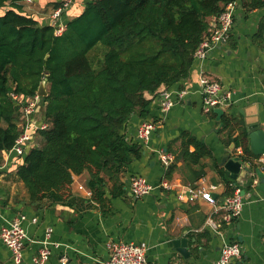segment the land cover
Returning a JSON list of instances; mask_svg holds the SVG:
<instances>
[{
	"label": "trees",
	"instance_id": "trees-1",
	"mask_svg": "<svg viewBox=\"0 0 264 264\" xmlns=\"http://www.w3.org/2000/svg\"><path fill=\"white\" fill-rule=\"evenodd\" d=\"M231 1L86 0L55 34L54 26L24 12L21 0H0V165L2 151L21 132L20 106L11 93L32 96L43 79L48 92L42 97L47 126L34 131L36 145L16 169L26 204L42 210L66 203L73 176L84 171L100 207L107 201V182L113 197L123 194L122 177L143 150L136 137H127V123L148 119L161 87L170 89L188 77L210 21ZM238 1L245 10L264 7V0ZM218 123L230 142L251 154L244 128L231 137L236 127L231 115L222 114ZM183 144L194 145L185 153L194 160L212 155L187 134ZM218 172L224 176L222 168Z\"/></svg>",
	"mask_w": 264,
	"mask_h": 264
},
{
	"label": "crops",
	"instance_id": "crops-1",
	"mask_svg": "<svg viewBox=\"0 0 264 264\" xmlns=\"http://www.w3.org/2000/svg\"><path fill=\"white\" fill-rule=\"evenodd\" d=\"M85 1L21 0L20 3L24 12V4H33L26 13L39 23L64 26L66 19L83 10ZM55 4H66L57 20L52 19ZM3 11L1 8L0 14ZM202 75L232 91L231 104L221 108L222 114L234 119L236 127L231 137L239 134L240 126L246 133L250 126L264 130V7L245 10L237 0L228 40L211 50L206 58L194 59L188 77L168 89L174 105L161 112L160 94L152 99L148 120H156L155 130L149 141L141 143V157L129 165L122 177L124 193L113 197L111 185L106 183L107 201L103 206L86 195L89 174L84 171L73 176L66 203L34 210L26 204V190L16 176L24 155L13 151L2 154L0 227L16 215L26 216L22 223L28 236L22 250L23 264H36L32 258L39 253L47 227L52 229L49 240L59 246L49 244L51 254L43 264H100L108 257V244L112 241L143 243L147 260L155 264H213L221 247L237 243L241 255L231 264H264V191L250 185L243 187L242 177L234 180L225 173L219 174L218 169H223L219 165L221 157L229 150L234 156L238 147L230 142L225 131L219 130L220 117H211L203 111L199 84ZM182 89L186 93L178 98L176 92ZM32 120L35 127L44 123L43 104L36 108ZM141 121L134 117L127 123L128 138H135ZM35 127L29 129L32 140L25 152L34 146ZM185 134L204 143L211 150V157L194 160L185 155L186 151H194V145L184 146ZM160 151L173 157L167 168L159 159ZM133 175L146 177L154 186L164 178L172 187L164 191L155 188L146 196L136 197L129 189ZM254 179L259 181L257 177ZM225 180L230 181L229 186ZM211 185L216 186L214 205L189 192ZM235 187H239L240 194L244 189L243 207L238 216L225 221L224 210L216 207L233 194ZM181 193L183 198H179ZM183 237L187 239L188 256L173 245V240ZM0 264H13L11 253L1 239Z\"/></svg>",
	"mask_w": 264,
	"mask_h": 264
},
{
	"label": "built area",
	"instance_id": "built-area-1",
	"mask_svg": "<svg viewBox=\"0 0 264 264\" xmlns=\"http://www.w3.org/2000/svg\"><path fill=\"white\" fill-rule=\"evenodd\" d=\"M237 5V0L228 2L224 10L210 22V32L199 44L194 53V59H204L208 53L215 49L217 46L225 43L230 35V30L233 25L234 10ZM66 4H63L55 8L52 12V19L57 20L62 12V8ZM64 26L62 24H55V34H60ZM200 93L202 98V109L205 113L214 111L215 108H223L228 106L232 102V91L229 88L224 87L223 84L216 80H211L205 75H202L199 79ZM186 93L184 89L176 92L178 98H182ZM12 100L20 106L21 118L20 122L21 132L16 138L11 149L3 150L2 154L13 151L17 155H23L27 145L32 140V135L29 132L31 127H35L32 117L36 113V108L43 104L42 97L37 92L28 97L20 96L15 93H11ZM160 110L161 112L168 111L173 105L174 100L171 91L163 89L160 91ZM47 124L44 122L35 128H45ZM155 130V123L151 120H142L138 125L135 137L142 144L149 141L152 132ZM243 151L241 147L237 148L235 155H242ZM159 159L162 165L167 168L172 162V155L167 152L160 151ZM257 185L256 179H253L250 186L255 188ZM81 189L82 186H79ZM171 184L167 179H162L158 185H152L146 177L142 175H133L129 179L130 192L136 197H143L150 194L155 188L161 191L171 189ZM216 188L215 185L209 187H198L197 189H189L190 194L194 196H200L208 203L214 205L216 198L213 196V191ZM86 195L92 197V191L86 189ZM184 194L181 193L179 198H183ZM243 207V199L240 194L239 187H235V190L231 196L225 197L221 205L216 207L218 210H224L225 221H230L238 216ZM26 216L23 214L16 215L5 224L0 227V239L5 247L10 251L13 264L22 263V250L25 241L28 239L26 230L22 223ZM33 222L36 218L31 219ZM52 229L47 227L44 234V239L40 241L41 248L36 256H33L32 261L36 264H43L50 256L51 249L49 244L54 247H58V243H52L49 240ZM108 257L101 261L100 264H155L147 260L145 256V245L143 243H132L125 241H112L108 244ZM241 255V248L237 243H227L220 249L218 258L213 264H231L236 258Z\"/></svg>",
	"mask_w": 264,
	"mask_h": 264
},
{
	"label": "water",
	"instance_id": "water-1",
	"mask_svg": "<svg viewBox=\"0 0 264 264\" xmlns=\"http://www.w3.org/2000/svg\"><path fill=\"white\" fill-rule=\"evenodd\" d=\"M46 80L43 79L38 86L37 93L41 96H47L48 92L45 85ZM214 112L219 119L223 110L221 108H215ZM247 133L249 138V149L251 154H242L232 156L231 150L223 155L219 161V165L223 167L224 173L231 179L244 178L242 181L243 187H248L252 180L257 177L256 189L264 191V130L261 128L247 127ZM241 194H244L242 189ZM216 198L217 195L213 194ZM173 245L177 251L184 256H188L187 251V239L179 238L173 240Z\"/></svg>",
	"mask_w": 264,
	"mask_h": 264
},
{
	"label": "rangeland",
	"instance_id": "rangeland-1",
	"mask_svg": "<svg viewBox=\"0 0 264 264\" xmlns=\"http://www.w3.org/2000/svg\"><path fill=\"white\" fill-rule=\"evenodd\" d=\"M32 3H29V4H24V8H25V11L26 12H30L31 11V7H32ZM34 146L36 145L35 142H33Z\"/></svg>",
	"mask_w": 264,
	"mask_h": 264
}]
</instances>
